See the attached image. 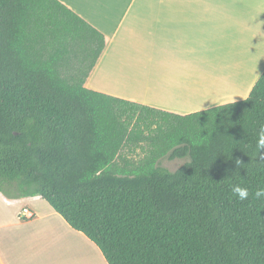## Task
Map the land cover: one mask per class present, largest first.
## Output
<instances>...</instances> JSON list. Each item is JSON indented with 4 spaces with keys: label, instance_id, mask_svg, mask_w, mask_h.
<instances>
[{
    "label": "trees",
    "instance_id": "1",
    "mask_svg": "<svg viewBox=\"0 0 264 264\" xmlns=\"http://www.w3.org/2000/svg\"><path fill=\"white\" fill-rule=\"evenodd\" d=\"M105 46L60 0H0V193L40 196L107 264H264V199L229 187H264V70L182 112L88 88Z\"/></svg>",
    "mask_w": 264,
    "mask_h": 264
},
{
    "label": "crops",
    "instance_id": "2",
    "mask_svg": "<svg viewBox=\"0 0 264 264\" xmlns=\"http://www.w3.org/2000/svg\"><path fill=\"white\" fill-rule=\"evenodd\" d=\"M60 1L105 36L93 90L191 112L245 98L264 70V0ZM0 264L107 262L40 196L0 193Z\"/></svg>",
    "mask_w": 264,
    "mask_h": 264
},
{
    "label": "clouds",
    "instance_id": "3",
    "mask_svg": "<svg viewBox=\"0 0 264 264\" xmlns=\"http://www.w3.org/2000/svg\"><path fill=\"white\" fill-rule=\"evenodd\" d=\"M264 150V125L259 128L257 132V140L255 142V152L261 153ZM264 155V153H262ZM237 165H240V161L237 160ZM232 194L241 201L247 200L250 195H253L255 199H264V187H258L255 189L254 193H250L249 188L242 186L239 183L230 184Z\"/></svg>",
    "mask_w": 264,
    "mask_h": 264
},
{
    "label": "rangeland",
    "instance_id": "4",
    "mask_svg": "<svg viewBox=\"0 0 264 264\" xmlns=\"http://www.w3.org/2000/svg\"><path fill=\"white\" fill-rule=\"evenodd\" d=\"M221 76L224 78L225 75L223 74ZM228 78L229 77L224 78L223 82L226 83L227 80H228ZM224 83L221 82L220 85H223ZM232 91H235V88ZM130 155L133 158L138 159V158H141L143 156V151L140 148H135L134 151L130 152ZM161 161H162V165L163 166H165L168 169H170V170L173 171L176 168H178L184 162V159H173V160H169L167 158H163Z\"/></svg>",
    "mask_w": 264,
    "mask_h": 264
},
{
    "label": "built area",
    "instance_id": "5",
    "mask_svg": "<svg viewBox=\"0 0 264 264\" xmlns=\"http://www.w3.org/2000/svg\"><path fill=\"white\" fill-rule=\"evenodd\" d=\"M20 217L31 218L33 215L27 207H24L19 212Z\"/></svg>",
    "mask_w": 264,
    "mask_h": 264
},
{
    "label": "bare ground",
    "instance_id": "6",
    "mask_svg": "<svg viewBox=\"0 0 264 264\" xmlns=\"http://www.w3.org/2000/svg\"><path fill=\"white\" fill-rule=\"evenodd\" d=\"M113 75V74H112ZM114 76V75H113ZM116 76V75H115Z\"/></svg>",
    "mask_w": 264,
    "mask_h": 264
}]
</instances>
